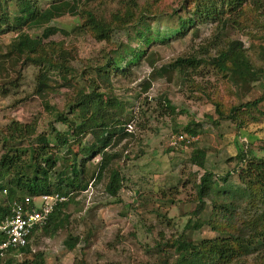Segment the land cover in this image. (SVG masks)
I'll return each mask as SVG.
<instances>
[{
    "label": "rangeland",
    "instance_id": "1",
    "mask_svg": "<svg viewBox=\"0 0 264 264\" xmlns=\"http://www.w3.org/2000/svg\"><path fill=\"white\" fill-rule=\"evenodd\" d=\"M58 1L64 0H38L37 6L46 9ZM138 1L154 2L153 15L137 27L114 32L108 43L81 34L78 16L65 15L46 26L58 33L45 43L61 45L71 57L66 72L69 84H62L57 77L61 88L45 99L35 95L39 68L30 63L18 65L7 81L0 80V93L5 91L0 94L1 130L12 121H35L37 134L47 133L50 125L63 131L64 127L54 122L55 114L61 112L70 118L69 108L79 88L87 92L91 88L101 90L95 68L104 65L110 56L117 61L110 69L113 95L125 104L129 117L123 127L127 135L108 150L117 154L110 169L118 168L124 180L117 196L105 193L108 170L104 171L85 192L68 201L62 211L64 228L52 236L41 230L34 233L30 254L16 255L14 264L33 260V254L38 253L43 254L44 264H174L186 250L182 241L197 244L203 240H231L232 236L254 245L250 250L242 249L231 262L217 264H264V225L258 221L264 214V185L246 177L252 165L264 166V77L247 87L235 85L225 73L207 65L191 68L184 75L172 69L169 76L152 77V68L145 59L150 53L156 54L153 61L157 70H171L169 65L178 58L207 59L202 48L212 41L215 25L197 21L181 33L172 15L173 11L181 13L184 0ZM9 3V12L15 11V3ZM112 8L111 0H103L102 10ZM246 11V17L240 20L242 27L229 30L228 35L243 44L257 69L264 66L260 50L264 48V28L255 23L258 12L254 4ZM259 11L261 14L264 10ZM22 30L31 36L42 34V30L27 26ZM15 37L13 31L2 27L0 47ZM209 52L214 55L212 48ZM55 72L50 70L51 79ZM261 97L257 106L239 108ZM164 101L169 102L173 113L165 108ZM234 109L238 110L233 113ZM186 128L197 133L195 143L173 145V139L185 135ZM48 139L54 146L53 138ZM91 142L88 136L83 144ZM82 148L74 146L73 150L79 152ZM197 149L205 152L204 169L190 160ZM99 160L98 155L94 156L86 168L96 167ZM205 172L212 174L215 191L225 190L228 197L204 199V210L194 216L197 187ZM40 202L36 200L37 205ZM68 237L78 239L73 250L65 247ZM191 263L193 260L182 264Z\"/></svg>",
    "mask_w": 264,
    "mask_h": 264
},
{
    "label": "trees",
    "instance_id": "2",
    "mask_svg": "<svg viewBox=\"0 0 264 264\" xmlns=\"http://www.w3.org/2000/svg\"><path fill=\"white\" fill-rule=\"evenodd\" d=\"M9 2L15 3V11L9 12ZM37 2L38 0H0V29L5 27V31L16 34L9 44L0 47V80L7 81L18 65L30 63L39 68L35 95L40 99H45L48 94L61 88L57 77L62 84L69 82L66 78L71 57L68 51L59 44L45 43L50 36L58 33V30L46 27L51 21L65 15L78 16V31L81 34H88L97 42L108 43L114 32L139 26L154 12V2L140 4L138 0H111L113 8L108 11L101 9L103 0H64L50 4L46 9L39 8ZM252 4L258 12L255 23L264 28V0H184L179 8L181 13L173 11L172 15L177 18L179 32L194 27L197 21H207L215 25L212 41L208 47L202 48V54L207 59L194 56L178 58L169 65L171 70L166 67L157 70L153 61L156 54L150 53L145 59L152 68V77L170 75L172 69L184 75L191 68L207 65L225 73L235 85L247 87L258 83L264 77V66L255 69L243 44L238 40H231L228 35L229 30L242 27L243 21L240 20L246 17V7ZM259 10L263 12L259 14ZM182 13L185 16L182 17ZM26 26L29 29L42 30V34L31 36L23 32L22 28ZM121 47L112 53L116 54ZM209 48H212L214 55H211ZM260 50L264 62V48ZM116 62L109 56L104 65L95 68L96 80L101 90L91 88L87 92L86 88H79L74 105L69 108L70 118L61 112L55 114L54 122L62 125L65 130L59 131L50 125L47 133L37 134L35 121L24 124L12 121L0 129V221L11 215L14 203H19L26 197L37 199L42 195H59L67 198V201L58 204L46 223L34 232L41 230L45 235L52 236L65 226L66 220L62 218V211L68 201L85 192L91 181L94 183L99 180L107 170L105 193L110 197L117 196L124 180L118 168L110 169L117 154L108 150L127 135L123 127L129 117L125 104L113 95L114 84L110 69L115 67ZM50 70L56 71L52 79L49 77ZM8 84L13 85V82L9 81ZM246 89L248 91L250 88ZM4 93L5 91L0 94ZM261 101L262 97L254 102L241 104L239 108L257 106ZM164 104L169 113L174 112L169 102L164 101ZM46 107L47 110L50 109L48 105ZM237 110L234 109L233 113ZM185 131L186 136L197 135L194 129L186 128ZM50 136L55 142L54 146L49 143ZM88 136L92 142L84 145L83 141ZM74 146L83 148L75 152ZM96 155L100 157L97 166L87 169L86 163ZM241 156L239 154L238 159L241 160ZM205 157V152L197 149L192 152L190 160L198 168L204 169ZM246 177L263 186L264 166L252 165ZM222 180L225 182L226 178ZM215 188L217 186L212 174L205 172L197 187L198 204L193 212L194 216L204 210V199L228 197L225 190L215 191ZM258 221L264 225V214ZM189 224L190 222L187 227ZM33 236L34 234L30 241ZM30 241L25 248L5 252L0 257V264H14L13 257L16 255L30 254ZM77 243V238L68 237L65 247L73 250ZM181 244L186 250L174 264L191 260L193 264L228 263L241 254L242 249L250 250L254 245L246 243L240 236H232L231 240H203L197 244L182 241ZM32 259L19 264H44L42 253L33 254Z\"/></svg>",
    "mask_w": 264,
    "mask_h": 264
},
{
    "label": "built area",
    "instance_id": "3",
    "mask_svg": "<svg viewBox=\"0 0 264 264\" xmlns=\"http://www.w3.org/2000/svg\"><path fill=\"white\" fill-rule=\"evenodd\" d=\"M197 140L194 136L178 135L172 144H192ZM40 204H36V200ZM66 202V198L59 195H42L37 199L24 198L19 203H14L11 215L0 221V257L10 249H21L29 245L32 234L40 229L56 206Z\"/></svg>",
    "mask_w": 264,
    "mask_h": 264
}]
</instances>
